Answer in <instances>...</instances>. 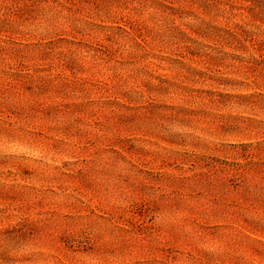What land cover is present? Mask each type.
Returning a JSON list of instances; mask_svg holds the SVG:
<instances>
[{"label":"rangeland","instance_id":"374dc122","mask_svg":"<svg viewBox=\"0 0 264 264\" xmlns=\"http://www.w3.org/2000/svg\"><path fill=\"white\" fill-rule=\"evenodd\" d=\"M0 264H264V0H0Z\"/></svg>","mask_w":264,"mask_h":264}]
</instances>
